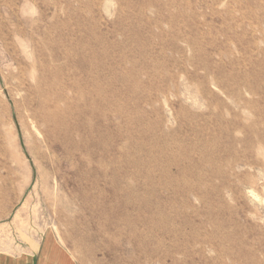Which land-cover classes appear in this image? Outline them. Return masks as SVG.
I'll use <instances>...</instances> for the list:
<instances>
[{
  "label": "rangeland",
  "instance_id": "rangeland-1",
  "mask_svg": "<svg viewBox=\"0 0 264 264\" xmlns=\"http://www.w3.org/2000/svg\"><path fill=\"white\" fill-rule=\"evenodd\" d=\"M23 256L264 264V0H0V264Z\"/></svg>",
  "mask_w": 264,
  "mask_h": 264
},
{
  "label": "crops",
  "instance_id": "crops-1",
  "mask_svg": "<svg viewBox=\"0 0 264 264\" xmlns=\"http://www.w3.org/2000/svg\"><path fill=\"white\" fill-rule=\"evenodd\" d=\"M14 264H16V263H14ZM18 264H32V256H23Z\"/></svg>",
  "mask_w": 264,
  "mask_h": 264
},
{
  "label": "bare ground",
  "instance_id": "bare-ground-1",
  "mask_svg": "<svg viewBox=\"0 0 264 264\" xmlns=\"http://www.w3.org/2000/svg\"><path fill=\"white\" fill-rule=\"evenodd\" d=\"M45 118V117H44ZM47 118H45V119H43L42 118V123H44V124H47L48 123V120H46ZM251 195V194H250Z\"/></svg>",
  "mask_w": 264,
  "mask_h": 264
}]
</instances>
